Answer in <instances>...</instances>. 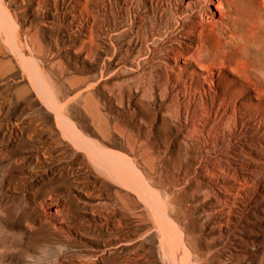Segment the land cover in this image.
<instances>
[{
	"label": "rangeland",
	"instance_id": "obj_1",
	"mask_svg": "<svg viewBox=\"0 0 264 264\" xmlns=\"http://www.w3.org/2000/svg\"><path fill=\"white\" fill-rule=\"evenodd\" d=\"M116 1L3 0L15 27L0 21V264H162L170 235L185 264H264V94L227 75L219 96L180 91L190 68L173 72L163 50L137 70L135 34L155 16L190 53L173 21L189 8L160 0L140 16ZM65 124L122 155L120 182Z\"/></svg>",
	"mask_w": 264,
	"mask_h": 264
},
{
	"label": "bare ground",
	"instance_id": "obj_2",
	"mask_svg": "<svg viewBox=\"0 0 264 264\" xmlns=\"http://www.w3.org/2000/svg\"><path fill=\"white\" fill-rule=\"evenodd\" d=\"M105 1V0H104ZM122 1V0H121ZM150 4L147 5L148 0H129L128 9H132L135 4V9L138 14L148 15L154 12V8L158 5L160 0H149ZM172 3L173 0H167ZM185 8H189V12L185 15H181L177 19L173 20L175 23V29L181 28L191 32L192 39H190V53L184 56L179 50L169 46L171 40H174L172 31L159 32L155 25V18L153 19L150 30L148 32L139 31V34H135L137 37L138 50H137V70H142L145 63H152L153 56L158 52L164 51L163 64L167 66L168 63H174L173 72H180L181 69L190 68V82H182L181 90L186 93H194L195 95H211L218 94L217 82L218 80L227 75L240 80L247 87L251 88L256 94H264V0H175ZM181 1V2H180ZM115 2H117L115 0ZM78 3V1H77ZM123 3V2H122ZM149 3V2H148ZM169 3V4H170ZM80 4V2H79ZM90 4V3H89ZM117 4V3H116ZM121 4V3H120ZM126 4V2H125ZM163 4V3H162ZM161 4V5H162ZM168 4V3H167ZM174 4V3H173ZM0 0V21L1 26L8 30H12L15 27V23L11 19L10 11L8 7ZM83 9H87L88 0H84ZM180 5V4H179ZM102 6V5H101ZM105 6V5H104ZM123 6V5H122ZM174 6V5H173ZM40 7V6H39ZM162 7V6H161ZM171 7V6H170ZM104 8V7H103ZM110 8V7H109ZM118 8V7H117ZM126 8V7H124ZM123 8V9H124ZM159 8V7H158ZM165 8V7H164ZM167 8V7H166ZM172 8V7H171ZM170 8V9H171ZM176 8V7H175ZM178 8V7H177ZM176 8V9H177ZM35 9V8H34ZM102 9V8H101ZM121 9V8H120ZM168 9V8H167ZM117 10V9H116ZM162 10V9H161ZM16 11V10H15ZM114 11V9H113ZM134 11V9L132 10ZM165 11V10H164ZM102 12V11H101ZM127 12H130L127 10ZM161 12V11H160ZM174 12V11H173ZM186 12V10H185ZM184 12V13H185ZM37 13V12H36ZM106 13V12H105ZM167 13V11H166ZM183 13V12H182ZM183 13V14H184ZM104 15V13H102ZM155 14V12H154ZM178 14V13H176ZM133 15L134 12H133ZM157 15V14H156ZM173 15V14H172ZM88 16V15H87ZM138 16V15H137ZM154 16V15H153ZM92 17V16H91ZM149 17V16H148ZM152 17V16H151ZM135 18V16H133ZM132 18V19H133ZM138 18V17H137ZM160 18V17H159ZM167 18V17H166ZM173 18V16H172ZM117 19V18H116ZM136 19V18H135ZM148 19V18H147ZM158 19V18H157ZM163 19V18H162ZM168 19V18H167ZM63 20V19H62ZM142 20V19H140ZM132 21V20H131ZM145 21V20H144ZM109 22V21H108ZM134 24L133 22H130ZM158 23V22H156ZM168 23V22H167ZM131 24V25H132ZM136 24V23H135ZM17 25V24H16ZM67 25V24H66ZM125 25V24H124ZM127 25V24H126ZM171 25V23H170ZM63 26V24H62ZM121 26V25H120ZM134 26V25H133ZM136 26V25H135ZM138 26V25H137ZM136 26V27H137ZM45 28V27H44ZM82 28V27H81ZM129 27L128 30H132ZM137 28H140L138 26ZM149 28V27H148ZM161 28V27H160ZM171 26H166L167 30H170ZM114 29V28H113ZM165 29V30H166ZM2 30V29H1ZM139 30V29H138ZM126 31V30H125ZM124 32V31H123ZM129 32V31H128ZM11 33V32H10ZM13 33V32H12ZM130 33V32H129ZM138 33V32H137ZM82 35V34H81ZM122 35V32H120ZM10 37V36H9ZM127 37V36H126ZM131 37V36H130ZM189 37V36H188ZM100 38V37H99ZM18 39V38H17ZM127 39V38H126ZM130 39V38H129ZM177 39V38H176ZM90 40V39H89ZM88 40V42H89ZM93 40V38L91 39ZM130 41V40H129ZM177 41V40H176ZM18 42V41H17ZM103 42V41H102ZM111 42V41H110ZM126 42V40H125ZM131 42V41H130ZM135 42V40H134ZM90 43V42H89ZM96 43V42H95ZM127 43V42H126ZM136 43V44H137ZM181 43V42H179ZM135 44V45H136ZM178 44V43H177ZM17 45V44H16ZM134 45V46H135ZM173 45V44H172ZM184 45V44H183ZM40 46V45H39ZM25 47V46H23ZM89 47V46H88ZM101 47V46H100ZM137 47V46H135ZM189 47V46H188ZM98 48V47H97ZM25 49V48H24ZM137 49V48H135ZM180 49V48H179ZM186 49V48H185ZM100 50V49H99ZM145 50V51H144ZM105 51V50H104ZM108 51V50H107ZM32 52V51H31ZM132 53V52H131ZM160 53V52H159ZM186 53V52H185ZM87 54V53H86ZM160 55V54H159ZM159 55H157L159 57ZM21 56V55H20ZM93 56V55H92ZM162 56V53H161ZM22 58V57H21ZM159 59V58H157ZM22 60V59H21ZM23 61V60H22ZM29 61V60H28ZM123 61V60H122ZM111 62V61H110ZM135 62V61H134ZM159 62V61H157ZM96 63V62H95ZM160 63V62H159ZM179 63L183 64V67L179 66ZM134 64V63H133ZM113 65V64H112ZM123 65V64H122ZM132 66V65H131ZM130 66V67H131ZM146 66V65H145ZM37 67V66H36ZM35 67V68H36ZM109 67V66H108ZM125 67V64H124ZM123 67V68H124ZM148 67V66H147ZM151 67V66H150ZM113 68V67H112ZM134 68V67H132ZM130 71H133L134 70ZM146 68V67H145ZM144 68V69H145ZM119 69V68H118ZM125 69V68H124ZM123 69V70H124ZM146 70V69H145ZM167 70V69H166ZM141 71V72H142ZM114 72V71H113ZM125 72V70H124ZM172 72V73H173ZM37 73V72H36ZM139 73V72H138ZM146 74V71L144 72ZM182 73V72H181ZM134 74V73H133ZM136 74V73H135ZM151 74V73H149ZM176 74V73H175ZM148 75V72H147ZM35 76V75H34ZM138 75H134L135 79ZM179 76V75H177ZM37 77V76H36ZM150 77V76H149ZM152 77V75H151ZM161 77V76H160ZM165 77V76H164ZM42 78V77H41ZM138 78V77H137ZM145 78V77H144ZM174 78V77H173ZM146 77V81L149 83ZM168 79V78H167ZM180 79L177 77V80ZM187 79V78H186ZM185 79V80H186ZM175 80V81H177ZM181 80V79H180ZM136 81V80H135ZM138 81V79H137ZM155 81V80H152ZM197 84V82H200ZM126 82V81H125ZM145 82V80H144ZM157 82V81H156ZM165 82V81H164ZM167 82V81H166ZM170 82V80H169ZM173 82V81H172ZM123 83V81H122ZM121 83V84H122ZM135 83V82H134ZM140 83V81H139ZM155 83V82H154ZM146 84V83H145ZM150 84V83H149ZM173 84V83H172ZM176 84V83H175ZM181 84V83H180ZM141 84H139L140 86ZM144 85V83H143ZM163 85V82L162 84ZM149 86V85H148ZM147 86V87H148ZM177 86V85H176ZM227 86V85H226ZM148 87L149 92L152 91V87ZM160 87V86H159ZM174 87L173 85L171 88ZM137 88V87H135ZM139 88V87H138ZM169 85H165L163 90L165 93L169 89ZM176 88V87H175ZM173 88V89H175ZM128 89V88H127ZM158 89V88H157ZM156 89V90H157ZM161 89V88H160ZM159 89V91H160ZM180 89V88H179ZM229 89V88H228ZM136 90V89H135ZM176 90V89H175ZM138 91V90H137ZM142 93L147 89H141ZM179 91V92H180ZM249 91V90H248ZM130 92V91H129ZM162 92V89H161ZM151 93V92H150ZM176 93V92H175ZM178 93V92H177ZM183 93V92H181ZM221 93V92H219ZM146 94V93H145ZM163 94V93H162ZM130 95V94H129ZM128 95V96H129ZM144 95V94H143ZM181 96V95H180ZM187 96V95H186ZM219 96V94H218ZM130 97V96H129ZM143 97V96H142ZM199 97V96H198ZM221 97V95H220ZM131 98V97H130ZM202 98V97H201ZM200 98V99H201ZM208 98V97H207ZM206 98V99H207ZM217 98V96H215ZM184 99V98H183ZM218 99V98H217ZM216 99V100H217ZM223 99V98H222ZM262 99V98H261ZM180 100V99H179ZM203 100V99H201ZM214 100V98H213ZM224 100V99H223ZM258 100V99H257ZM192 101V100H191ZM220 101V99H219ZM217 101V102H219ZM120 102V101H119ZM156 102V101H155ZM178 102V101H177ZM199 102V101H198ZM207 102V100H206ZM234 102V101H232ZM236 102V101H235ZM212 103V102H211ZM224 103V101H223ZM228 103V102H227ZM131 104V103H130ZM154 104V103H153ZM185 104V103H184ZM226 104V103H225ZM236 103H234L235 105ZM159 105V103H158ZM189 105V104H188ZM201 105H204L201 103ZM215 105V103H214ZM233 105V106H234ZM179 106V105H177ZM185 106V105H184ZM212 105L210 104V107ZM120 107V106H119ZM180 108V106H179ZM178 108V109H179ZM200 108V107H199ZM204 108V106H203ZM165 109V108H164ZM226 109V108H225ZM133 111V110H132ZM142 111V110H141ZM198 111V110H197ZM125 112V111H124ZM157 112V111H156ZM211 112V111H210ZM169 113V112H168ZM205 113V112H204ZM243 113V112H242ZM201 115V114H200ZM199 115V116H200ZM210 115V114H209ZM116 116V115H115ZM215 116V115H214ZM164 117V116H163ZM63 119V118H62ZM117 119V118H116ZM247 119V118H246ZM123 120V119H122ZM66 121V120H65ZM185 121V120H184ZM207 121V120H206ZM125 122V121H124ZM128 122V121H127ZM244 122V121H243ZM64 123V122H63ZM71 124V123H70ZM65 124V130L73 144H77L83 147L97 165L102 170L111 173L115 179L119 181L124 169L125 162L122 155L119 152H113L111 149L97 148L94 142L90 141L88 137L83 136L76 127ZM77 125V124H76ZM193 125V124H192ZM215 125V124H214ZM235 125V124H234ZM146 126V125H145ZM18 127V126H17ZM21 127V125H20ZM113 127V126H112ZM203 127V126H202ZM229 127V126H228ZM134 128V127H133ZM201 128V127H200ZM39 129V128H38ZM183 129V128H182ZM219 129V128H218ZM215 130V129H214ZM203 131V130H202ZM200 131V132H202ZM127 132V131H126ZM191 134V133H190ZM151 135V134H150ZM215 135V134H214ZM241 135V134H240ZM167 138V137H166ZM189 138V137H188ZM223 138V137H222ZM207 139V138H206ZM94 140V139H93ZM99 141V140H98ZM165 141V139H164ZM222 141V140H221ZM252 141V140H251ZM254 141V140H253ZM96 142V141H95ZM145 142V139H144ZM187 142V141H186ZM165 143V142H164ZM181 143V142H180ZM199 143V142H198ZM146 144V143H145ZM241 144V143H240ZM46 146V145H45ZM99 147V146H97ZM113 147V146H112ZM38 148V147H37ZM153 149V148H151ZM169 149V148H168ZM128 150V149H127ZM55 151V150H54ZM151 151V150H150ZM166 151V150H165ZM132 152V151H131ZM214 152V151H213ZM166 153V152H165ZM94 154L95 156H93ZM97 154V155H96ZM74 155V154H73ZM151 155V154H149ZM93 156V157H92ZM200 156V155H199ZM44 157V156H43ZM216 158V157H215ZM89 159V160H90ZM146 159V158H144ZM186 160V159H185ZM62 161V160H61ZM73 161V160H72ZM91 161V162H93ZM63 162V161H62ZM132 163V162H131ZM136 163V162H135ZM133 165V164H132ZM132 165L127 162L126 167L129 171L133 172ZM140 166V165H139ZM180 167V166H179ZM154 168V167H153ZM159 168V167H158ZM207 169V168H206ZM215 169V168H214ZM241 169V168H240ZM149 170V169H148ZM178 170V169H177ZM243 170V169H242ZM126 171V170H125ZM171 171V170H170ZM225 171V170H224ZM130 173V172H129ZM174 173V172H173ZM224 173V172H223ZM127 174V173H126ZM184 174V173H183ZM105 175V174H104ZM109 175V174H108ZM111 175V176H112ZM131 175V174H129ZM191 175V174H190ZM228 175V174H227ZM238 175V174H237ZM135 176V175H134ZM106 177V176H105ZM110 177V176H109ZM113 177V179H114ZM125 177H127L125 175ZM132 177V176H131ZM147 177V176H146ZM164 177V176H163ZM185 178V177H184ZM109 179V178H108ZM127 179V178H126ZM135 179V177H134ZM140 180V179H139ZM184 180V179H183ZM125 181V178H124ZM240 181V180H239ZM120 182V181H119ZM127 182V181H126ZM140 182V181H139ZM143 182V181H142ZM175 182V181H174ZM226 182V181H225ZM141 183V182H140ZM246 183V180H245ZM129 184V183H128ZM131 184V183H130ZM129 184V185H130ZM151 184V183H150ZM153 184V183H152ZM168 184V183H167ZM135 186V185H132ZM149 186V185H148ZM152 186V185H151ZM186 186V185H185ZM143 187V186H142ZM141 187V188H142ZM135 188V187H134ZM140 188V187H139ZM146 187H144L145 190ZM150 188V187H149ZM155 188V187H154ZM185 188V187H184ZM128 189V188H127ZM218 189V188H217ZM221 189V188H220ZM250 189V188H249ZM134 191V189H132ZM142 190V189H141ZM197 190V189H196ZM151 194V190H147ZM155 191V190H154ZM226 191V190H225ZM143 192V191H142ZM167 192V191H166ZM200 192V191H199ZM222 192V190H221ZM227 192V191H226ZM193 193V192H192ZM191 193V194H192ZM195 193V192H194ZM200 194V193H199ZM225 194V193H224ZM152 195V194H151ZM155 195V194H154ZM175 195V194H174ZM163 196V194H162ZM200 196V195H199ZM212 196V195H211ZM154 197V196H153ZM152 197V198H153ZM208 197V196H207ZM150 198V197H149ZM166 198V197H165ZM189 198V197H188ZM179 199V198H178ZM155 200V198H154ZM205 200V199H204ZM192 201V200H191ZM165 206V205H164ZM163 206V207H164ZM186 206V205H185ZM171 207V206H170ZM175 207V206H174ZM163 209V208H162ZM192 209V208H191ZM155 210V209H153ZM44 211V210H43ZM188 211V210H187ZM159 212V211H158ZM169 212V211H168ZM190 212V211H189ZM155 213V212H154ZM156 214V213H155ZM154 214V215H155ZM159 214V213H158ZM174 215V214H173ZM158 217V215H157ZM180 217V216H179ZM106 220V219H105ZM173 220V219H172ZM188 222V221H187ZM181 224V223H180ZM173 225H175L173 223ZM167 226V225H165ZM176 226V225H175ZM120 227V226H119ZM168 227V226H167ZM170 228V227H168ZM167 228V229H168ZM177 229V228H176ZM173 230V228H172ZM174 231V230H173ZM177 231V230H176ZM176 234V233H175ZM179 234V233H178ZM180 237L177 235H170L164 239L163 244L169 249V253L166 254L161 249V255L163 259L162 264H185L183 259L186 253L184 247L181 245ZM182 239V238H181ZM182 241V240H181ZM188 242V241H187ZM189 246V245H188ZM161 248H164L163 246ZM168 251V250H166ZM177 252V256H175ZM185 252V253H184ZM187 254V253H186ZM102 255V254H101ZM196 255V254H195ZM103 258V257H102ZM190 261V260H189ZM187 262V261H186Z\"/></svg>",
	"mask_w": 264,
	"mask_h": 264
}]
</instances>
